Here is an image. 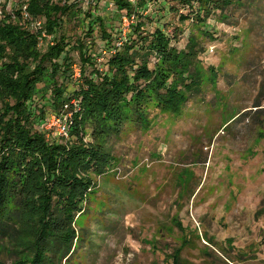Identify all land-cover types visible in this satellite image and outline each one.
<instances>
[{"label":"rangeland","instance_id":"1","mask_svg":"<svg viewBox=\"0 0 264 264\" xmlns=\"http://www.w3.org/2000/svg\"><path fill=\"white\" fill-rule=\"evenodd\" d=\"M109 1L80 0L78 6L85 12L96 9L94 16L112 28L106 31L114 46L134 35L130 28L123 35L126 13ZM240 2L253 6H228L209 17L203 32L211 41L200 37L202 27L195 19L176 29L180 15L194 16L185 2L151 0L146 5L142 22L147 34L158 26L173 36L171 45L178 50L191 35L204 47L203 87L179 114L153 111L148 132L125 127L108 142L115 161L105 175L94 178L82 205L84 213L74 226L80 234L77 247L67 258L50 253L52 264H171L177 250L182 264H264V0ZM19 9L26 7L17 0L1 2L0 18ZM33 21L22 27L40 36L37 49L43 54L53 37L44 33L43 17ZM66 25L72 44L80 38L92 43L95 60L94 66L83 65L72 51V92L79 85L78 71L88 77L94 67L106 70L112 51L98 23L91 38L84 37L86 28L77 22ZM53 125L35 130L45 132L49 141L57 138ZM1 244L0 264H16L8 240Z\"/></svg>","mask_w":264,"mask_h":264},{"label":"trees","instance_id":"2","mask_svg":"<svg viewBox=\"0 0 264 264\" xmlns=\"http://www.w3.org/2000/svg\"><path fill=\"white\" fill-rule=\"evenodd\" d=\"M79 1L17 0L32 20H45L44 33L53 40L43 54L37 49L40 36L22 27L23 10L0 18V247L8 240L19 259L16 264H52L50 253L58 259L71 255L80 239L74 226L84 213L82 205L93 191L94 178L105 175L115 161L108 142L125 127L151 130L153 111L179 114L204 84L201 61L206 51L195 36L178 50L165 28L146 33L142 16L151 0H139L137 7L128 0L109 1L118 12L130 16L135 11L138 18L130 25L134 38L114 46L106 31L112 32L109 24L94 16L95 8L83 11ZM180 1L194 16L180 15L176 29L196 22L202 27L200 37L210 41L203 27L213 12L221 15L228 6L237 10L253 6L240 0ZM71 21L86 28L88 38L98 23L101 38L112 51L106 70L94 67L88 77L79 71V85L72 92V51L83 65L94 66L95 60L92 43L80 38L72 44L68 39L66 22ZM205 71L215 74L213 68ZM68 112L73 114L64 143V137L47 141L45 132L35 130L52 114ZM86 136L90 141L84 140ZM172 256L171 264H182L180 251Z\"/></svg>","mask_w":264,"mask_h":264},{"label":"built area","instance_id":"3","mask_svg":"<svg viewBox=\"0 0 264 264\" xmlns=\"http://www.w3.org/2000/svg\"><path fill=\"white\" fill-rule=\"evenodd\" d=\"M8 0H0V4L1 2H7ZM138 1L139 0H128V2L133 6V7H137L138 5ZM3 10V9H2ZM0 15H1V11H0ZM22 17H23V20L24 22L30 20V21H33L29 16L28 14L25 12V10L22 11ZM127 17V19L125 18L124 19V30L122 31L123 35L125 36L126 35V32H127V29L130 28V25H132L134 23V20L136 18L135 16V11L130 15V16H125ZM34 22V21H33ZM121 42L120 41L118 43V45H121ZM211 52H212V49H211ZM79 71H78V77H79ZM77 102L73 101L72 102V105L73 107H75L77 104ZM69 107L68 106H64V111L68 110ZM76 108L73 109L72 112H76ZM72 112H68L66 114H63L62 116H57L55 114H52L50 119L48 120L47 124H52L54 123L53 126H56V136L57 137H64V138H68V130H69V127L71 125V118H72ZM55 135V134H54Z\"/></svg>","mask_w":264,"mask_h":264}]
</instances>
